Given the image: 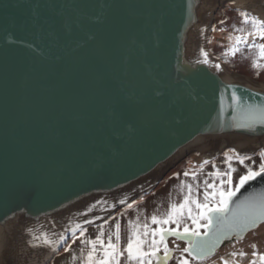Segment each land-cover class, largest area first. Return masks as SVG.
<instances>
[{
    "label": "water",
    "instance_id": "95a60500",
    "mask_svg": "<svg viewBox=\"0 0 264 264\" xmlns=\"http://www.w3.org/2000/svg\"><path fill=\"white\" fill-rule=\"evenodd\" d=\"M227 1L0 0V264L49 263L76 225L147 195L189 153L196 169L229 149L264 150V124L237 126L232 99L264 106V88L208 48ZM240 1L264 20V0ZM261 196L258 177L230 207ZM44 233L67 239L53 250L34 239Z\"/></svg>",
    "mask_w": 264,
    "mask_h": 264
},
{
    "label": "snow or ice",
    "instance_id": "6c2138e0",
    "mask_svg": "<svg viewBox=\"0 0 264 264\" xmlns=\"http://www.w3.org/2000/svg\"><path fill=\"white\" fill-rule=\"evenodd\" d=\"M240 16L242 17V23L244 25H250V28H237L235 31L241 33L230 37L234 40V43L228 49L231 55H236L237 52L241 51V46L246 45L248 48H256L259 52V58L264 59V44L248 43L249 37H259L264 40V20L259 19L255 15H251L247 11H241ZM221 23H224L221 21ZM70 30V25H66ZM215 31V28L213 29ZM228 54V53H226ZM204 59L198 61V63L208 64V54L202 51ZM254 66L264 67L258 61L254 62ZM215 67L219 68L220 65ZM232 99L235 104L242 112V119L239 127H248L252 124L261 123L264 124V106H244L242 105L241 97L235 92L232 93ZM230 152H234V149H229ZM227 163L229 171L220 172L219 169L215 173H209V176H215L217 178L227 177V179H220L219 184H209L207 180L204 181L205 191L203 202L194 198L192 195V185H186L188 193L184 196L183 201L179 204H172L164 218H158L156 215L151 217L153 224L167 225L175 224L176 228H160V229H149L148 225H143V231H140V225L129 222L130 234L127 239V244L121 248V231L120 224L115 225V243L112 241V236H109L107 243L102 238L104 233L101 232L94 240H85L84 243L90 245V250L84 259V264H120L121 258H125L128 264L135 262V264H167L170 259L171 249L166 243V236H175L178 240H186L187 247L182 249L183 253H187L189 256L195 257L196 259H206L210 254L213 253L217 244L221 242L225 235L235 231L237 236H241L246 230L257 226L260 222H264V196L259 198H249L245 201H241L230 207L232 198L245 186L246 183L252 180H256L258 177L264 178V150L259 153L261 157V163L257 170H253L252 167L247 168L246 174L240 176L239 182L235 187H231L233 184L232 173L236 171L232 167V157L227 156ZM239 163L244 164L245 160H250L251 157L243 156L240 157L237 154ZM209 161L205 160L204 164H208ZM185 176L189 175L188 172L184 173ZM196 178V174L193 173V179ZM223 185L229 187L225 189ZM212 189V191H208ZM194 206V207H193ZM131 207V205H129ZM185 219H190L192 224L195 226L192 230L189 229L187 223L183 225V231H179L181 223ZM204 221V223H201ZM91 223V221H86ZM80 229V234L84 235L85 229H82L80 225H76L73 228L72 235L75 237L76 230ZM200 229H208L212 232V236H208L207 232H201ZM151 233V235H150ZM159 236V239L156 237ZM39 240L42 245H47L53 250H57L59 245L62 244L67 237L61 235L59 239L52 240L46 233L42 236L34 237ZM75 242V241H73ZM38 246V245H37ZM99 246V247H98ZM163 246V256L158 255ZM179 247V245H177ZM70 246H66V250H69ZM255 248V245H253ZM101 254L97 256V253ZM126 253V257H125ZM233 257L246 256L244 252H233ZM254 257L249 261V264H264V254L253 252ZM179 264H189V260L181 258ZM223 264H239V261H228L224 260Z\"/></svg>",
    "mask_w": 264,
    "mask_h": 264
},
{
    "label": "rangeland",
    "instance_id": "374dc122",
    "mask_svg": "<svg viewBox=\"0 0 264 264\" xmlns=\"http://www.w3.org/2000/svg\"><path fill=\"white\" fill-rule=\"evenodd\" d=\"M234 8L235 7L233 5V0H229L222 6L218 7L216 12L213 14V18L211 20L209 28V52L212 56L219 59L225 65L227 70L234 76L247 79L255 85L264 88V67L257 68L254 66V62L256 61H258L261 65H264V59L259 58L258 49L248 48L246 45H242L241 51L237 52L236 55L233 56L228 52V49L234 43V40L230 39V37L241 35V33L236 32L235 30L241 27H251L250 25H244L242 23L240 12L235 10ZM221 21H223L224 23H221ZM214 28L215 31L213 30ZM258 39L260 38L249 37L248 43L252 44L254 42L256 44H262L258 42ZM194 155L195 153H189L187 156L183 157L161 177L158 184L153 190H151L147 195L138 198V200L131 202L129 204L131 205V207H129V205L122 207L125 209L124 215H129L128 220L122 223L120 227V231L122 234H126V232L129 230L130 221L133 224L140 225V231L144 230L142 226L145 224L148 225L149 229L159 228L161 225L153 224L151 222V217L153 215H156L158 218H164L172 204L181 203L184 196L188 193V188L186 187V185H192L193 197L203 202L205 180H207L209 184H219L221 178L225 180L227 179L226 176L217 178L215 176L208 175L209 173H215L217 169H219L220 172L229 171L226 159H223V157H221L222 159L216 161L215 163H210L211 165L208 163L202 167L193 169V167L191 166V157ZM246 161L247 162H244V164L239 163V160L231 161L232 167L236 169V171L232 173L233 184L231 185V187H235V185L239 182L240 176L246 174L248 167H252L253 170H257L259 164L261 163V157L258 159L251 158L250 160ZM185 172H188L189 175L185 176ZM193 173L196 174L195 179H193ZM222 187L227 189L229 186L223 185ZM208 191H212V189H208ZM122 208L116 211L114 214H118L119 211L122 210ZM202 222L203 221H201V223ZM184 223H187L190 230L195 227L190 219H185L181 223L179 229V231L181 232L183 231ZM164 227L174 229L176 228V225L170 223ZM93 231L95 233L99 232L98 228L94 229ZM200 231L202 232L203 230L200 229ZM11 233L13 234V236H16L14 235L13 230H11ZM77 234L78 233H76V235ZM70 240L71 242L74 241L75 237L71 235L69 241ZM170 244H175L176 246L179 245V247L185 248V243L177 239L171 238ZM66 245L67 243L65 244V246ZM74 245L80 246L76 243ZM253 245H255V248H253ZM178 249L179 248H177V251ZM254 251L264 254V224H262L259 228L252 231L251 233L247 234L245 237L234 238L231 241L226 242L213 256L203 259V263H207L209 262V260L213 259V262H218L221 259H224L230 262L238 260L239 264H249V261L254 258L252 256V253ZM233 252H244L246 256L233 257L231 255ZM179 257L186 258L188 260H195L192 257H189L187 253L179 255ZM230 258L233 259L230 260ZM1 261H3V259H1Z\"/></svg>",
    "mask_w": 264,
    "mask_h": 264
},
{
    "label": "crops",
    "instance_id": "0c3cea01",
    "mask_svg": "<svg viewBox=\"0 0 264 264\" xmlns=\"http://www.w3.org/2000/svg\"><path fill=\"white\" fill-rule=\"evenodd\" d=\"M225 153H227V156H231L233 159L232 160H238L237 158H234L232 156V153L225 151L222 155H220L219 157H217L216 159H214L213 161H211L210 163L212 164L215 163L216 161L222 159L221 157H223V159L227 160V157L225 155ZM252 159H258L260 158V155H255L253 157H251ZM245 162H247L245 160ZM209 163V164H210ZM210 164V165H211ZM138 200V199H137ZM136 201V200H135ZM133 207V206H132ZM125 209L122 208V210L119 211L118 214H114L113 216H111L110 218H108L106 221H104L103 223H100L98 225H94V226H89L87 228H85V232L84 235H81L80 232L75 236V240L76 242H71V240L69 242H67L66 246H70L69 250H66V246H64L63 249H61L59 252H57L54 257L51 259V261L49 262V264H84V259L87 256L88 251L90 250V245H87L84 243L85 240H94L97 238V236L103 232V239L105 240V243H107L109 236H112V241L113 243H115V237L113 235V233L115 232V225L117 223L120 224V226L122 225V223H124L125 221L128 220L129 215H124ZM204 223V221L202 222ZM164 226L166 225H161L159 228H165ZM98 228L97 233H95L93 230ZM202 232H207V229H202ZM251 233V232H250ZM130 234V229L126 232V234H122L121 233V248H123L126 244H127V239L128 236ZM157 239H159V236L156 237ZM173 239H177L172 237ZM170 239L168 238L166 239V243L168 245V247L171 249V253H170V259H168L167 264H179V261L181 259V257H179V255H182V249L181 247H177L175 244H170ZM74 240V241H75ZM178 240V239H177ZM181 242L185 243V247H187V242L179 240ZM78 244L80 246H75L74 244ZM99 247V246H98ZM177 248L178 251H177ZM180 252V253H179ZM101 253L98 252L97 256H99ZM158 255H160L161 257L163 256V246H161V251L160 253H158ZM189 256V255H188ZM125 257H126V253H125ZM192 257V256H189ZM195 260H189V264H222L224 259H221L218 262H213V260H209V262L207 263H203L204 260H198L195 257H192ZM233 258H230V260H232ZM128 263L126 261L125 258H121V262L120 264H126ZM135 263L134 261L131 262V264ZM153 264H156L155 261H153Z\"/></svg>",
    "mask_w": 264,
    "mask_h": 264
},
{
    "label": "bare ground",
    "instance_id": "6f19581e",
    "mask_svg": "<svg viewBox=\"0 0 264 264\" xmlns=\"http://www.w3.org/2000/svg\"><path fill=\"white\" fill-rule=\"evenodd\" d=\"M237 3L238 2H241L240 0H235ZM13 229V233H14V235H16L17 236V234H18V230H17V228H15V227H12Z\"/></svg>",
    "mask_w": 264,
    "mask_h": 264
}]
</instances>
